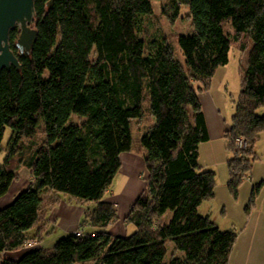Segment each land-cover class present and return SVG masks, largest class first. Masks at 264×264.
<instances>
[{"label": "trees", "instance_id": "obj_1", "mask_svg": "<svg viewBox=\"0 0 264 264\" xmlns=\"http://www.w3.org/2000/svg\"><path fill=\"white\" fill-rule=\"evenodd\" d=\"M48 1L35 2L38 37L30 54L16 48L19 29L10 33L21 68L0 72V149L6 130L12 131L0 164V198L21 166L32 176L0 208V264H229L238 235L199 212L216 184V173L200 164V146L210 139L200 95L229 62L237 39L249 38L226 132L237 194L264 131V116L257 113L264 106V0H166L174 16L183 6L189 10L191 32L178 37L183 63L167 37L139 35L140 17L161 0H55L52 8ZM145 109L152 122L135 135ZM238 139L249 148H237ZM126 152L143 153L147 176L124 217L136 230L116 235L108 227L120 220L117 205L105 195ZM259 189L253 186V197ZM65 195L96 204L83 224L97 231L72 233L49 250L39 247L20 258L4 256L22 248L27 232L42 226L48 208ZM169 240L175 248L166 259Z\"/></svg>", "mask_w": 264, "mask_h": 264}, {"label": "rangeland", "instance_id": "obj_2", "mask_svg": "<svg viewBox=\"0 0 264 264\" xmlns=\"http://www.w3.org/2000/svg\"><path fill=\"white\" fill-rule=\"evenodd\" d=\"M174 14V8L168 4L166 0L155 1L154 12L140 17L139 35L148 41L155 37H167L172 43L176 57L183 63L185 58L179 46L178 37L190 33L192 24L189 18V10L186 6H183L180 9L178 16H174ZM173 16L174 18H172ZM226 30L233 38L234 31L230 25L227 24ZM251 44L249 38L241 35L239 39H237L234 48L230 50L229 62L226 65L219 67L213 76L215 77V87H223L224 92L227 93L229 104L235 105V102L239 97L242 81V67L247 64L248 51ZM146 111L147 112L143 115L141 120L135 124V135L142 133L145 127L152 122L148 109ZM257 113L264 116V106L260 107L257 110ZM79 119L80 118L78 117L74 118L75 121H79ZM11 133V129L8 128L0 149V164L4 162L5 156L10 152V149L8 148V140ZM42 136V132H39V135L37 136L39 143L42 141ZM201 145V167L204 170H211L216 173V184L214 197L203 202L199 208V212L202 215H210L212 220L222 230L232 231L238 235L237 241H239L238 243L236 241V253L232 264H264V131L254 148L255 159L252 169L246 173L249 175L245 176V179L244 177L240 178L237 194H235L230 185L232 176L228 163H219L213 168H207L206 165L212 160V158L208 156V152L205 150L208 145L206 146L205 142ZM13 147L15 152L16 150L18 151L19 147L17 145ZM236 147L244 150L249 148V145L247 144V146H245L242 144V146ZM229 153L232 157L233 153L231 151H229ZM133 158L136 159L132 160ZM121 159V169L115 177L114 183L108 190V192L110 191V193L114 195H105V199L113 200L115 197L116 201H118L119 206H117V212L120 216V220L108 227V230L116 235L132 234L136 230L134 224L130 222L125 223L126 221L124 220L127 213L130 211L132 203H134L144 188L147 176L143 153L126 152L121 156ZM18 172L19 177L17 181L11 186L9 192L4 197L0 198V208L12 203L15 198L14 196L23 189L21 187L24 184H27L29 180L31 183L32 176L29 169L21 166ZM251 179L255 185H260V189L254 197L252 196L253 187L249 182ZM30 183H28V185ZM63 198L69 204H73L74 206L79 205L84 208L82 218H85L87 212H90L96 207V204L93 201H86L84 204H80L73 197L65 195ZM49 213H51V211H49ZM171 216L172 213L170 211L167 212L165 214V220L169 221ZM83 227L85 230H92L88 224H84ZM27 234L30 235H28L27 241L35 245L34 247L33 245L32 247L23 246L17 250L8 251L4 256L7 255L9 257L20 258L26 252L39 247L49 250L54 247L60 239L69 235L67 233H62L61 228L58 227L57 223L48 225L47 231L43 233V236L40 239L36 236V227L31 228ZM167 246L168 254L166 259L170 257L175 248V243L169 240ZM239 251H243L244 255L242 256L241 254V256L238 257V255H240L238 254ZM81 264L94 263L92 260H87Z\"/></svg>", "mask_w": 264, "mask_h": 264}, {"label": "crops", "instance_id": "obj_3", "mask_svg": "<svg viewBox=\"0 0 264 264\" xmlns=\"http://www.w3.org/2000/svg\"><path fill=\"white\" fill-rule=\"evenodd\" d=\"M220 87L221 86L215 87V77H213L209 89L202 92L200 95L203 112L205 114L210 135V139L205 142V145H208L205 150L206 152H208V156L212 158V160L209 161V163L206 165L207 168H213L219 163H228V160L231 157L228 149L226 132L232 126V117L235 112V105L229 104L227 93L224 92L223 87ZM135 159L136 158H133L132 160ZM249 182L251 183L252 187L255 185L252 179ZM28 183H30V180L28 181ZM28 183L24 184L21 187L23 188L22 190L29 186ZM19 193H17L14 197H16ZM107 194L112 193H110L109 191L107 192ZM111 201L115 202L116 205L119 206L118 201H116L115 197ZM49 211H51V213H49ZM83 214L84 208L82 206H74L73 204H69L65 199H62L61 202H59L57 205L48 208L47 214L43 219L44 224L42 226L41 224H39V226H36V236L39 239L42 238L43 233L47 231L48 225L55 223H57L58 227L61 228L62 233H67L69 235L79 228L83 229L84 232H96L97 229L89 224L88 225L92 230L84 229V224H82L84 219L82 218ZM235 253L236 243L233 246L229 264H232ZM238 254H240L238 255V257H240L241 254L242 256L244 255L243 251H239Z\"/></svg>", "mask_w": 264, "mask_h": 264}, {"label": "water", "instance_id": "obj_4", "mask_svg": "<svg viewBox=\"0 0 264 264\" xmlns=\"http://www.w3.org/2000/svg\"><path fill=\"white\" fill-rule=\"evenodd\" d=\"M55 0H49L48 8H52ZM36 0H0V72L17 69L21 64L17 54L10 45V33L18 28L20 33L16 48L21 54H30L38 37V31L33 26Z\"/></svg>", "mask_w": 264, "mask_h": 264}, {"label": "built area", "instance_id": "obj_5", "mask_svg": "<svg viewBox=\"0 0 264 264\" xmlns=\"http://www.w3.org/2000/svg\"><path fill=\"white\" fill-rule=\"evenodd\" d=\"M243 142H245V141H243L242 139H238V141H237V146L238 147H240V146H242V144H243ZM76 236H82L83 234H84V232H83V230L82 229H77V230H75L74 232H73ZM28 242V241H27ZM27 242H25L24 243V245L23 246H25V247H32V243H27ZM35 245H33V247H34Z\"/></svg>", "mask_w": 264, "mask_h": 264}, {"label": "bare ground", "instance_id": "obj_6", "mask_svg": "<svg viewBox=\"0 0 264 264\" xmlns=\"http://www.w3.org/2000/svg\"><path fill=\"white\" fill-rule=\"evenodd\" d=\"M243 145L247 146V142H243ZM83 224V223H82Z\"/></svg>", "mask_w": 264, "mask_h": 264}]
</instances>
